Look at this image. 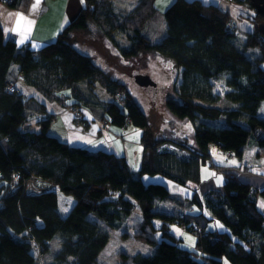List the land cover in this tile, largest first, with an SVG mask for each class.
Returning <instances> with one entry per match:
<instances>
[{
	"label": "trees",
	"instance_id": "obj_1",
	"mask_svg": "<svg viewBox=\"0 0 264 264\" xmlns=\"http://www.w3.org/2000/svg\"><path fill=\"white\" fill-rule=\"evenodd\" d=\"M0 1L10 8L28 2ZM84 2L57 39L36 50L5 39L0 25V264H38L48 253L52 258L41 264H99L110 240L106 227H120L135 211L141 219L136 233L154 249L122 252L117 264H223L224 259L230 264H264V212L258 207L264 187L228 171L220 188L176 191L201 184V166L210 165L211 146L242 158L252 145L256 156H264V115L259 114L264 36L257 27L264 16L249 0H229L253 10L248 20L252 28L240 27L241 35L230 10L201 0H173L163 12L164 36L152 43L142 33L140 20L157 10L155 0H139L125 16H118L109 1ZM89 22L116 42L125 58L153 52L172 63L177 71L173 91L179 99L166 100V107L192 124L193 146L155 137L126 85L75 46L71 33L86 31ZM117 31L126 33V45L117 42ZM251 48L259 52L250 54ZM18 75L50 101L75 99L70 109L93 102L95 84H100L111 97L101 104L103 118L120 128L141 129L139 169L133 172L124 156L70 146L49 134L53 116L46 108L17 89L9 90ZM211 80L227 87L223 99L213 92ZM143 177L163 182L146 184ZM33 178L36 191L28 188ZM60 195L73 201L67 213L61 211ZM164 202L173 206L161 209ZM213 222L223 231L211 228ZM171 225L195 234L199 255L179 245ZM53 241L59 243L56 252Z\"/></svg>",
	"mask_w": 264,
	"mask_h": 264
},
{
	"label": "crops",
	"instance_id": "obj_2",
	"mask_svg": "<svg viewBox=\"0 0 264 264\" xmlns=\"http://www.w3.org/2000/svg\"><path fill=\"white\" fill-rule=\"evenodd\" d=\"M201 1L213 3L230 10L231 3L229 0ZM82 6L83 0H28L27 4L22 8H10L0 1V25L5 39H12L18 46L30 47L32 50H36L45 44L54 42L61 30L77 16ZM233 7L237 8L235 5ZM97 35V39L101 43L96 45V42L92 41V44L94 43L95 45L93 46L99 49L96 47V49H91L92 47L88 45H79L76 42L74 44L82 53L90 56L91 59L98 57L97 62L100 66L94 62L98 67L104 72L109 73L111 77L128 85L131 82L130 77L118 74L113 70L114 68H111L112 66L108 63L110 58L107 52L103 51L102 46L109 51L110 56L117 58L119 55L116 54L115 48L109 45L106 37L104 42H102L103 34H101V31ZM170 64L172 63L170 62ZM15 86L18 93L34 98L46 108L48 114L53 116L49 134L70 146L84 147L89 150H107L124 156L133 172L139 169L142 156L141 129L135 126L132 128V125H127L122 130L119 126L113 125L103 118L104 111L101 104L109 101L111 97L100 84H95L93 102L92 100H87L88 105L84 104L83 108L86 110L81 123L78 122L68 106L74 103L75 99L65 97L62 103L55 100L50 101L37 90L26 85L21 75H18ZM81 88L85 94L88 92L86 84H82ZM33 112L38 114L37 111ZM160 114L163 118H167L162 112ZM146 116L148 117L147 114ZM148 120L152 125L149 117ZM193 145L194 139L188 142V146ZM209 162L211 165H209V168H212V170H208L207 165L204 166V170L207 169L209 175L216 177L208 176V178L203 179L201 171V184L205 182L204 184L207 185H193L195 189L206 191L210 188H220L223 182V173L228 171L234 172L242 181L249 182L257 187H264V156H256V149L252 145L249 146L242 158L237 157L233 152L225 153L216 146H211ZM213 170L217 171V175L212 173ZM142 179L145 182H150L151 180L163 182L157 177L151 180L147 177H143ZM165 184L170 187V183L165 182ZM203 187L205 188L204 190L202 189ZM69 200L70 206L64 213H67L73 204V201ZM262 205H264V199L261 198L258 201V207L264 212V206ZM210 227L219 231H223L222 229H224L217 222H213ZM175 228H179L180 232L175 234ZM183 231L182 227L171 225V234L180 240L184 238Z\"/></svg>",
	"mask_w": 264,
	"mask_h": 264
},
{
	"label": "rangeland",
	"instance_id": "obj_3",
	"mask_svg": "<svg viewBox=\"0 0 264 264\" xmlns=\"http://www.w3.org/2000/svg\"><path fill=\"white\" fill-rule=\"evenodd\" d=\"M106 1L107 2L109 1L110 3L113 4V11L118 16H123V15L125 16L129 14L137 7L139 3V0H106ZM172 2L173 1H168V0H155L154 4L157 10H155V12L150 17L140 20L143 22L142 33L146 35L151 40L152 43L159 42L164 36L165 21L163 17V12ZM84 3L85 2L83 0V5ZM233 5L232 4L230 5V10L232 12V17H230V20H232L234 26L235 24L238 25L237 29H239V31L237 34H239L240 32V27L243 30L244 28L251 29L252 26L248 20H250L251 16L253 15V10H251L252 6L251 8H249L241 5V7L237 6V8H235L233 7ZM236 16L240 17L239 20L240 23L237 21L238 19H236ZM255 21L259 22L260 19H256ZM127 25L130 27L129 22H127ZM100 31L101 30L98 28L96 24H94L93 22H89L88 29L86 31L72 32L71 40L73 43L76 42L79 45H88L89 47H92L91 49H96L97 47L93 46L95 44L94 43L92 44V41H95L96 45L101 43V41L97 39L98 38L97 34ZM240 33L241 35H243L242 32ZM115 37L117 42H119L121 45L122 44L126 45L128 42L127 35L124 31H117L115 33ZM239 37L240 35L238 36V38ZM104 39L105 37L103 36L102 42H104ZM108 43L110 46H113L115 48L116 54L119 55L117 58L110 56L109 51L105 49L104 46H102L103 51L107 52L110 58L108 63L112 66L111 68H114L113 70L116 71V73L130 77L131 82L128 83L126 87L130 95L140 106L141 110L145 113V115L147 114L148 117L150 118L152 123L151 128L153 129L152 130L153 135L155 137L173 138L178 142H182V143L185 142L188 145V142L194 139L192 124L188 122V120L186 119L177 118L166 107V100L172 99L178 101L179 99L175 95V92L173 91V85L175 82V76L177 74V71H175V69L172 67V64H170V62L165 58L161 56L158 57L157 54L153 52H144L134 58H125L124 56H121L118 48L115 45L116 42H113L110 39H108ZM239 45L242 47V44ZM251 51L249 53L250 54L253 53L254 55H256L259 52L257 48H253V49L251 48ZM98 59H99L98 57L92 58L93 62H95L97 65H99L97 62ZM133 71H138L141 74H146L151 78L153 84L152 87L150 88V91L142 87L138 83H136V80H134L132 76ZM211 83H212L213 92L216 95H218L220 99H223V95L227 90V87H225L222 84V82L218 80H211ZM160 112L165 114V117L167 118H163ZM259 114L264 115V101L259 110ZM131 127L133 128V126ZM251 139L252 137H250V140ZM206 165L208 170L209 169L212 170V168H209L211 166V165L209 166V163H207ZM204 166L205 165L201 166L202 178L206 179V177L208 178V176H213L208 174L207 169L204 170ZM212 173L217 175L216 170H213ZM204 183H202L201 185H207ZM146 184H148V182ZM171 187L174 186L171 185ZM202 189L204 190L205 188L203 187ZM176 191L187 194L190 193L192 190L191 187L189 188L186 187V189L178 187ZM69 206H70L69 198L60 195L61 211L64 212L65 210L68 209ZM172 206H173L172 204L168 202L167 203L164 202L161 209L171 208ZM139 221H141L140 216L135 211L127 218V220L120 227L118 228L106 227L110 235V240L107 246L103 249V251L100 254L99 264H117V261L119 260V255L122 252L130 253V254L150 253L154 249V247L148 245L146 242L141 240L137 235L135 228L137 227V223ZM175 229H176L175 234L180 232L179 228H175ZM183 232H184L183 233L184 238L183 240L179 241V245L182 248H186L188 250L196 252L197 255H199V250L195 246V242H196L195 234L191 232H187L185 230ZM160 240L161 239H158V241ZM58 244L59 243L56 241H53L51 243V247L54 250V252H56V250L58 249L57 248V246H59ZM41 258L42 260L37 261L38 264L48 262V260L52 258V255L48 253L47 255H44ZM223 264H230V263L226 259H224Z\"/></svg>",
	"mask_w": 264,
	"mask_h": 264
},
{
	"label": "water",
	"instance_id": "obj_4",
	"mask_svg": "<svg viewBox=\"0 0 264 264\" xmlns=\"http://www.w3.org/2000/svg\"><path fill=\"white\" fill-rule=\"evenodd\" d=\"M251 2L252 7L256 10V13L264 16V0H249ZM259 32L264 36V21L257 24ZM132 76L136 83L141 85L142 87L148 89L152 87L153 81L146 74H141L138 71H133Z\"/></svg>",
	"mask_w": 264,
	"mask_h": 264
},
{
	"label": "built area",
	"instance_id": "obj_5",
	"mask_svg": "<svg viewBox=\"0 0 264 264\" xmlns=\"http://www.w3.org/2000/svg\"><path fill=\"white\" fill-rule=\"evenodd\" d=\"M8 88L11 92H14L16 90V87L12 82L9 83ZM70 110L73 112V114L75 115L77 120L80 121V119L83 117V114H84L86 109L85 108H79V107H71ZM121 129L124 130V127H121ZM28 188L36 191V189H38L37 180L34 178L29 180L28 181Z\"/></svg>",
	"mask_w": 264,
	"mask_h": 264
},
{
	"label": "snow or ice",
	"instance_id": "obj_6",
	"mask_svg": "<svg viewBox=\"0 0 264 264\" xmlns=\"http://www.w3.org/2000/svg\"><path fill=\"white\" fill-rule=\"evenodd\" d=\"M262 206H264V205H262Z\"/></svg>",
	"mask_w": 264,
	"mask_h": 264
}]
</instances>
